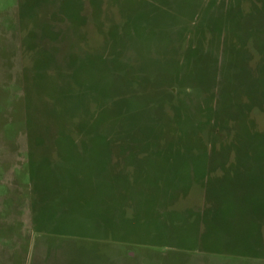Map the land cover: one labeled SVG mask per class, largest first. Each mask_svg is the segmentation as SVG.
<instances>
[{"label":"rangeland","instance_id":"rangeland-1","mask_svg":"<svg viewBox=\"0 0 264 264\" xmlns=\"http://www.w3.org/2000/svg\"><path fill=\"white\" fill-rule=\"evenodd\" d=\"M0 264H264V0H0Z\"/></svg>","mask_w":264,"mask_h":264}]
</instances>
